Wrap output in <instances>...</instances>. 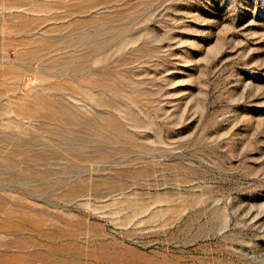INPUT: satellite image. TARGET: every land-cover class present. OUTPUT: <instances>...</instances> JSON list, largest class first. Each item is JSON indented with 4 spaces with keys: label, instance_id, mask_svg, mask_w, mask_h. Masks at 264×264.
Segmentation results:
<instances>
[{
    "label": "rangeland",
    "instance_id": "rangeland-1",
    "mask_svg": "<svg viewBox=\"0 0 264 264\" xmlns=\"http://www.w3.org/2000/svg\"><path fill=\"white\" fill-rule=\"evenodd\" d=\"M0 264H264V0H0Z\"/></svg>",
    "mask_w": 264,
    "mask_h": 264
},
{
    "label": "bare ground",
    "instance_id": "bare-ground-1",
    "mask_svg": "<svg viewBox=\"0 0 264 264\" xmlns=\"http://www.w3.org/2000/svg\"><path fill=\"white\" fill-rule=\"evenodd\" d=\"M69 138V137H68ZM76 138V137H75ZM102 142V141H101ZM91 151V150H90ZM94 151V150H93ZM93 151H91V152H93ZM99 154V153H98ZM97 155V154H96ZM112 156V155H111Z\"/></svg>",
    "mask_w": 264,
    "mask_h": 264
}]
</instances>
